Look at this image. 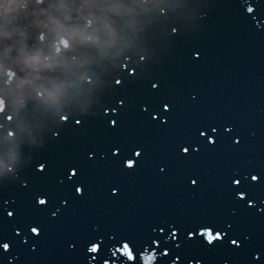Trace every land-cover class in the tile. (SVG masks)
Returning <instances> with one entry per match:
<instances>
[{
	"label": "snow or ice",
	"instance_id": "1",
	"mask_svg": "<svg viewBox=\"0 0 264 264\" xmlns=\"http://www.w3.org/2000/svg\"><path fill=\"white\" fill-rule=\"evenodd\" d=\"M212 7L264 41V0ZM208 33L115 78L98 113L62 117L0 181V264H264V121L206 110ZM145 176L149 192L136 188Z\"/></svg>",
	"mask_w": 264,
	"mask_h": 264
},
{
	"label": "water",
	"instance_id": "2",
	"mask_svg": "<svg viewBox=\"0 0 264 264\" xmlns=\"http://www.w3.org/2000/svg\"><path fill=\"white\" fill-rule=\"evenodd\" d=\"M87 1L88 3L91 2L90 0ZM24 2L27 3V7L10 16L7 21H5V19L0 16V57L5 56V54L7 56L11 54V56L6 59V61L0 60V66H3L2 70H0V78L2 77V74L5 77H8L9 72L14 73V75L10 77H13L14 81L12 83H6L4 85L5 91L3 96L1 97V99L7 106V111H9L7 117L11 116L12 119L6 118L5 120L3 115L5 116V114H7V111H4L3 113L0 112V144H2L6 140H16V144L20 146V150L16 149L18 153H15V155H12L11 157L0 151V155L5 160V169L2 168L0 172L6 171V179L15 178L19 175L23 167L26 166V164L23 162V153L25 151H30L29 157L26 158V160H31L32 156L35 153L39 152L46 146L49 138L52 136L54 131L63 125L64 122L56 118L57 115L63 112L62 110L64 108V102H59L61 99L60 92L65 95L68 92V84H70L69 87H74V83L75 85L80 84L79 82L82 78L83 80H93L94 82H97L99 79V77H97L95 74L96 69L93 76L90 74H84L81 77V73H78L79 69L76 68H79V65H84L83 59L81 60V51L80 54L76 56V52L73 51V49H69V54L67 55H57V53H55L52 49L54 47L49 46V43L46 41L49 39V36L45 37L48 34L43 31H45L46 29L50 31L54 29L55 25H57L58 22V19L55 18L56 14L63 12V8L68 9L69 11V5H65L66 0H56L54 3H49L50 0H42V2L39 3L37 2V0H24ZM76 4L77 0H74V3L72 4L74 6L71 7V9H73V12L70 13V17L67 18V20L69 21L71 20V18L73 19L74 15L77 13L78 8ZM164 6H166V4ZM57 7H60L61 10L58 11ZM220 12L222 11L220 10ZM224 15L226 16L227 14ZM86 20L88 21L85 24H88V22H92L93 19L88 15L86 17ZM167 20L168 22L163 23V25L166 26L171 23V26H169V31L174 32L175 35L176 33L174 31V23L168 17ZM198 23L201 26V22L199 21ZM207 25L211 30V24L208 23ZM221 26V28L223 29L221 30L222 32L220 34L213 37L209 36V39H207V43H209L211 47H208L209 58H219V60H221L222 58L223 61H230V64H236V62L238 63L236 65V68L230 71L231 79H229V81L227 82L226 88H219V85L215 88H211L212 85L207 87L202 83L205 89V101L207 102H205V108L210 112L229 110L226 107L229 105V103H224V101L231 100L235 103H245L246 99L248 101H251L252 97H250L249 95L243 97L245 93L244 91L250 90V92L253 93L251 94V96L256 97L257 99L261 96L258 95L259 93L255 94V92L259 88H264V41H255L254 43L246 41L244 37H241L239 34L229 29L228 17H225L224 20L222 19ZM197 28L198 27L196 26V30ZM116 29V31L113 30L112 36H123L121 38L122 41H124L123 47L119 49L116 58L113 54L110 53L111 51H108L104 54L105 57L114 59L113 63H115V66H126L128 68L127 70H125L122 67L123 70H120L119 74L117 75V77L124 78V76L127 75L128 71L132 70L133 68H139L140 66L138 64L148 63V59L150 57L147 60L143 57L140 60H134L133 58L138 54L130 49H126L128 47H133L136 38L133 39V37L131 36L130 39H124L127 38V36H125V33H123L124 29L122 24ZM130 29V34L137 37L135 27L131 24ZM87 30H89L88 27ZM199 33L200 31H198L196 35H198ZM190 35L192 34L190 33L187 38L193 37V35ZM91 37L92 35L89 37L87 36V38L84 39L83 42H79L76 45L77 47L84 48L87 51L88 55L96 53L99 48L106 47V45H104L105 43L99 46L100 42H109L107 44V46L109 47H113V45H116L115 42L112 41L111 36L109 37V40H106L105 37L101 38L102 36H98V38H101L102 40H96ZM181 37H183V35H180L178 39H180ZM120 46L121 45H119V47ZM159 49L160 50L157 49L156 51H153L151 57L159 55L164 48L159 47ZM93 50H95L94 53L92 52ZM110 50H112V48ZM34 51L37 53H48L43 56L42 60V63H46L44 62V60H48L47 64L52 65L50 69H48L47 73H37V71L32 70L33 65H31L29 61H24L26 57L29 60L33 58ZM47 56H49V59L47 58ZM131 57L132 59H130ZM246 66H248L249 68H247ZM228 67L231 68L232 66ZM238 68H247L249 70V73L246 76H243V78H241L240 80L239 78L235 79V77L239 73ZM68 69L70 72L68 71ZM237 69L238 71H236ZM40 70L43 71V69ZM107 70L108 72L103 78V81H105L106 83L105 85L108 86L106 88L105 94L114 87V80L111 79V75L109 74V67L107 68ZM223 70L224 67L223 69H221V71H219V73L223 72ZM28 72H31L32 76L26 75L28 74ZM219 73H217V75H215L213 79L218 78ZM69 74L73 75V81L72 78H68ZM217 80L222 79L219 77ZM43 81L44 83L41 85V82ZM36 86L38 91L33 94L34 91H31V89H34V87ZM78 89L76 90L78 91ZM217 90L222 91V93H224V95L227 97L226 99H224V101L221 97V94ZM39 91H42V93H40ZM99 92L101 93V91H98L97 93L94 92L93 94V97L96 101L101 100L99 99ZM263 102L264 100L262 101V103ZM52 103L57 104L58 109L52 106ZM10 107H12V109H9ZM92 107L95 114L98 113V111L96 110H98L99 105L93 104ZM92 107H90L89 110H91ZM19 110L21 111L19 112ZM68 110H70L69 106L65 108L62 115L68 116ZM42 112L47 115L43 117V120L40 119L42 118ZM27 113L29 115H26ZM71 118L73 117H70V119ZM254 118L257 121H264V114H260V116H254ZM28 119L32 121L38 119L37 124L40 131L37 132L35 139L34 137L31 139H27ZM261 131L262 133H264V129H262ZM14 150L15 149L13 148L9 149V151L11 152H13ZM3 180L4 177L0 175V181ZM136 188L139 191H151V178L145 176L137 182ZM164 190L165 189H161L160 191Z\"/></svg>",
	"mask_w": 264,
	"mask_h": 264
},
{
	"label": "clouds",
	"instance_id": "3",
	"mask_svg": "<svg viewBox=\"0 0 264 264\" xmlns=\"http://www.w3.org/2000/svg\"><path fill=\"white\" fill-rule=\"evenodd\" d=\"M37 2H42V0H37ZM27 7V3L24 2V0H0V16H2L5 21H7L9 19L10 16H12L15 13H18L19 10L24 9ZM64 41H68L69 40H65V39H61L60 40V44H62L64 46ZM69 47H70V43H69ZM59 45L57 46V51H59ZM47 59V58H45ZM29 63L33 66H43V67H51V64H47V63H42L40 57H33L29 60ZM3 66H0V70H2ZM3 107V100L0 99V108Z\"/></svg>",
	"mask_w": 264,
	"mask_h": 264
}]
</instances>
